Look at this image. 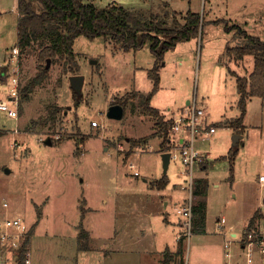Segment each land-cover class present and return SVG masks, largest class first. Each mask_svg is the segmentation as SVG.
Here are the masks:
<instances>
[{
  "label": "rangeland",
  "instance_id": "1",
  "mask_svg": "<svg viewBox=\"0 0 264 264\" xmlns=\"http://www.w3.org/2000/svg\"><path fill=\"white\" fill-rule=\"evenodd\" d=\"M173 1L180 16L191 9L200 14L203 23L199 37L180 41L165 54L159 64L160 89L151 104L167 118L197 104L206 110L207 123L216 126V133L196 142L208 162L207 170L196 171V176L209 181L204 197L205 228L196 230L193 225L181 258L189 264H246L240 237L255 209L264 214V185L260 181L264 175V100L256 97L249 101L244 121L247 128L235 145L237 133L230 126L240 115L235 74L248 76L255 62L252 55L232 60L226 50L228 45L242 42L233 26L264 37V0ZM85 2L100 8L116 4L158 11L159 5L164 9L165 1ZM18 20V0H0V101L9 100L13 76L24 86L39 71V47L21 52L20 66L13 57ZM74 50L79 70L63 60L51 62L48 76L29 98L19 96L18 119L0 110V217L19 215L34 229L30 247L34 264H165V251L176 253V235L185 231L177 210L189 196L188 175L181 174L185 166L179 160H171L165 172L162 139L149 137L156 132L155 120L142 110L138 96L130 97L131 93L153 90L148 72L155 56L150 44L125 51L105 37L90 40L82 35ZM4 66L8 71L2 81ZM79 74L84 75L85 83L77 103L70 77ZM120 98H128L124 116L109 117L110 106ZM56 108L60 110L56 123H45ZM49 138L52 145L46 144ZM144 138H148L146 142L131 143ZM238 145L232 162L231 152ZM136 171L139 176L134 175ZM164 177L166 187L152 186ZM166 197L170 202L165 206ZM199 198L193 192L194 203ZM4 201L10 209H5ZM144 212L151 215L156 234L152 249L146 248L151 242L149 235L137 229L139 224L133 219ZM222 216L227 219L226 226L238 232L237 237L218 226ZM257 228L264 234V217L257 221ZM82 229L89 232V250L79 248ZM120 234L123 247L117 246L115 238ZM228 240L233 241L230 248L225 245ZM229 251L231 257L226 255ZM256 256L255 264H264L258 252ZM181 258L170 264H181Z\"/></svg>",
  "mask_w": 264,
  "mask_h": 264
},
{
  "label": "trees",
  "instance_id": "2",
  "mask_svg": "<svg viewBox=\"0 0 264 264\" xmlns=\"http://www.w3.org/2000/svg\"><path fill=\"white\" fill-rule=\"evenodd\" d=\"M163 8L158 11L153 9L143 10L127 8L122 5L110 4L100 8L94 3H86L85 0H18L19 20L17 47L20 50L18 65H21V52L40 48L38 74L24 86L20 87V98L27 100L36 87L48 76L50 68L47 67L48 59L52 64L63 60L73 70H79L80 65L74 44L79 36H85L90 40L97 37H105L111 43L125 51H137L146 44H150L151 51L155 56V63L149 70V77L154 82L151 93H131L130 97L138 96L141 101L142 110L155 120L156 132L149 137L158 136L162 139L161 150L167 152L171 149L170 129L172 119L152 106V96L160 89L159 64L164 60L165 54L174 49L180 41L191 40L199 37L202 19L198 12L189 9L185 15L180 16L176 11L170 10L168 2H164ZM162 7V6H161ZM236 27L237 35L242 38L239 45L227 47L226 53L230 59L242 61L246 56L254 57V69L248 76H237V91L239 94L238 106L240 115L230 122V126L237 134L245 131V116L248 103L253 97L264 100V37L250 35L239 26ZM231 27L230 29H233ZM8 66L3 67L1 80H5ZM75 95L77 103L82 94ZM129 98V97H128ZM128 98L115 100L113 104L119 103L124 109L128 105ZM60 110L53 109L47 121L56 123L57 114ZM228 123V122H227ZM148 138L131 140L135 142L147 141ZM239 145L231 152V161L238 153ZM233 170V168H232ZM234 176H231V180ZM166 178L151 183L152 186L163 188L167 186ZM208 179L199 178L195 180L194 195L201 197L197 203L193 202L194 229L205 228L206 220V197L208 193ZM264 217L260 208L255 209L248 220L246 230L248 232H259L257 221ZM204 230V229H202ZM34 229L29 231L24 247L21 249V257H26L27 246H31ZM89 232L82 229L79 233L78 243L82 250H89ZM184 239L179 240V249L175 256L183 255ZM174 254L165 251L164 262L170 264ZM182 259V258H181ZM181 264H184L182 259Z\"/></svg>",
  "mask_w": 264,
  "mask_h": 264
},
{
  "label": "built area",
  "instance_id": "3",
  "mask_svg": "<svg viewBox=\"0 0 264 264\" xmlns=\"http://www.w3.org/2000/svg\"><path fill=\"white\" fill-rule=\"evenodd\" d=\"M12 54L16 63L18 64V58L20 50L18 47L12 49ZM14 61V60H12ZM17 66V65H16ZM19 66V65H18ZM17 66V67H18ZM14 74H17L14 71ZM11 94L9 100L0 101V110L6 111L9 117L18 119L19 111L16 102L20 96V78L16 75L12 78ZM207 113L204 108H199L194 105L187 112H180L177 116H174L173 123L170 129L172 147L170 149L171 160L181 161L185 169L182 171V175H188V191L189 196L185 204L178 208L177 212L183 216V234H178L177 239L182 237L189 239L192 235L194 212H193V192L196 179L197 167L205 161L204 155L196 147V142L200 138H206L216 133V126L208 124ZM93 125H98L97 122H93ZM187 132L186 138L177 137L182 132ZM135 167L133 163L130 165ZM134 175L139 176V172H135ZM260 181L264 184V175L260 176ZM3 206L5 209H10L8 201H4ZM222 223L225 222V218H222ZM222 228V225L219 226ZM30 227L25 223L24 219L16 214L8 213L0 217V264H34L31 258V246H27L28 251L26 257H21V249L24 247L25 241L29 234ZM245 235L240 237V245L245 254L246 264H255L257 259V252L259 258L264 260V234L260 232H248L245 229ZM184 239V240H185ZM232 240L226 241V247L230 248ZM227 257H231L230 251L227 252ZM184 264H189L184 262Z\"/></svg>",
  "mask_w": 264,
  "mask_h": 264
},
{
  "label": "crops",
  "instance_id": "4",
  "mask_svg": "<svg viewBox=\"0 0 264 264\" xmlns=\"http://www.w3.org/2000/svg\"><path fill=\"white\" fill-rule=\"evenodd\" d=\"M165 2H168L169 3V5H170V7L174 10V11H177L175 8H174V5H173V0H164ZM185 2V1H184ZM181 11H183V10H181ZM180 11V12H181ZM253 98H256V97H253ZM258 98V97H257ZM188 104H191V101L189 100L188 101ZM194 105H196L197 106V104H194ZM161 111V110H160ZM187 111H189V110H187V109H183V110H181V111H179V112H177V113H173L172 112V116L171 117H169V118H167V119H172L173 120V118H174V116H177L180 112H187ZM249 115V114H248ZM214 124H212V126H213ZM215 126V125H214ZM247 128V125L245 126V129ZM170 136L173 138V136L170 134ZM188 136V134H187V132H182V133H180L179 135H177V137H180V138H186ZM171 144H173L172 143V141H171ZM167 152H170V150L169 151H167ZM203 153V152H202ZM171 162V161H170ZM208 169V162H207V160L205 159V161L203 162V163H201L198 167H197V170H198V172L199 171H205V170H207ZM196 170V171H197ZM181 174H182V172H181ZM204 178V179H207L206 177H204L203 175H201V176H196V179H199V178ZM263 184V183H262ZM264 185V184H263ZM186 200H187V197L186 198H184L182 201V204H181V206H183L184 204H185V202H186ZM169 202H170V200H169V197H166L165 198V200H163V205L165 204V206L166 205H169ZM143 214V216H140L139 215V217H137V216H135L136 218H133L134 219V221H137V224H139V227L137 228V229H140L141 231H145V236L147 237V235H149L148 237H149V239H150V241L151 242H149V246H147L146 248H150V249H152L153 248V246H155V244H154V237H156V234L154 233V230H153V228H152V225H151V223H150V216L151 215H147L145 212L144 213H142ZM222 218H225V222L224 223H222L221 222V220H222ZM206 221V220H205ZM248 221V220H247ZM167 222L168 223H170L171 221L167 218ZM226 224H227V219H226V217L225 216H222V217H219L218 218V226H220V225H222V229H225V232L226 231H228V232H230V235L232 236V237H237L238 236V232L234 229V227L233 226H226ZM247 224H248V222H247ZM179 225H180V227L182 228H184V226H183V220H182V218L180 219V221H179ZM246 227H247V225H246ZM245 227V228H246ZM184 232V231H183ZM182 231H180V232H178L177 233V235L180 233V234H182L183 233ZM176 235V236H177ZM144 236V237H145ZM151 237V238H150ZM116 239H117V246L118 247H123L124 245H123V241H124V238H123V234H120V235H118L117 237H115ZM118 240H120V241H118ZM178 240V239H177ZM179 241V240H178ZM118 247H116V248H118ZM168 248H169V246H168ZM121 249V248H120ZM123 249V248H122ZM240 249L242 250V246L240 245ZM116 250H118V249H116ZM243 251V250H242ZM171 253H173L174 254V256L176 255L172 250L170 251ZM180 256H175L174 257V259H178ZM189 263V262H188ZM223 264H229L228 262H225V263H223Z\"/></svg>",
  "mask_w": 264,
  "mask_h": 264
},
{
  "label": "water",
  "instance_id": "5",
  "mask_svg": "<svg viewBox=\"0 0 264 264\" xmlns=\"http://www.w3.org/2000/svg\"><path fill=\"white\" fill-rule=\"evenodd\" d=\"M51 64V60L48 59L47 61V67L49 68ZM71 86L74 91H76L78 94H82L84 83H85V77L82 74L79 75H73L70 77ZM125 109L123 105L116 103L110 106L108 110V116L111 118L121 119L124 116ZM243 138L241 134H235L234 135V144H239L240 140ZM52 139L49 138L46 140V144L52 145ZM163 162H164V170L167 172L169 168V164L171 161V153L170 152H164L162 154Z\"/></svg>",
  "mask_w": 264,
  "mask_h": 264
}]
</instances>
